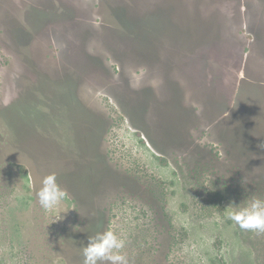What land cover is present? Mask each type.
I'll list each match as a JSON object with an SVG mask.
<instances>
[{
  "label": "rangeland",
  "instance_id": "obj_1",
  "mask_svg": "<svg viewBox=\"0 0 264 264\" xmlns=\"http://www.w3.org/2000/svg\"><path fill=\"white\" fill-rule=\"evenodd\" d=\"M200 1L186 19L206 41L156 60L122 28L146 31L127 2L144 16L150 0H0V264H83L107 230L129 264H264V233L225 211L264 198V0ZM187 21L181 39L197 38ZM169 74L217 80L170 90ZM245 74L261 91L242 105ZM51 173L67 196L45 210Z\"/></svg>",
  "mask_w": 264,
  "mask_h": 264
},
{
  "label": "flooded vegetation",
  "instance_id": "obj_2",
  "mask_svg": "<svg viewBox=\"0 0 264 264\" xmlns=\"http://www.w3.org/2000/svg\"><path fill=\"white\" fill-rule=\"evenodd\" d=\"M120 1L121 0H117V2H120ZM185 1L186 0H150V3H148L146 5L147 9H146V14L144 16L143 15H137L135 12H133V10H132L133 3L127 2L130 4L129 10L135 15V18L137 20H141V23H147V30L146 31L140 30L139 32H132L129 29H127L126 27H122L124 32H126L128 34L130 33L137 40L138 43L136 44V49L139 51H142L143 53H146V55H151L156 60L158 59V56L160 54L164 58V52L162 53L161 49L159 50V47L162 48L163 45H166V44H169V45L175 44V45H171V46H178V49H182V50H184L186 48L188 49L189 47L192 48L193 50H195V48L193 46L196 43L200 42L201 40H205L206 36L209 33V28H207V27L203 28L202 25H200L201 22L195 18H192V17L190 18L191 20L187 21L186 12H185ZM205 1H209V0H205ZM199 2H200V4L202 3V1H200V0H199ZM256 2L258 3V0H256ZM263 3H264V1H263ZM250 5L251 4L248 5L249 14L250 13L253 14L252 12L255 9H252L253 7ZM260 6L263 7L264 5L260 4ZM150 7L152 8L151 12L149 10ZM262 7L260 8V11H262ZM186 21L191 26H193L194 24L198 25V32H197L198 37L197 38L193 39L192 37L187 36V37H185V40L181 39L178 28L179 27L184 28ZM196 21H198V22H196ZM207 23L210 25V33L211 32L215 33V30H216V26L214 25L215 21L213 22L211 20L210 22H207ZM238 34L242 35L243 32L238 33ZM242 37H243V39H245L244 36H242ZM175 39L178 42L175 43L173 41ZM207 40H211V41L216 40L215 35L213 37L212 36L208 37ZM156 54H157V56H156ZM171 58H173V57H170L169 60ZM178 65L180 66V63ZM174 66H170L168 64L167 65L168 69L165 70V68H164L160 72L163 73V76H164L165 72H167V71L168 72L170 71V74H172V71H174V69H175ZM164 77H166V76H164ZM168 77H170V78H167V83H166V85L164 84L163 86H166L170 90H172V82H175V83L178 82L181 86H183L184 89L187 87L186 85H189L190 88L192 86H195L193 80L189 79L188 81H186V79L182 78V77H179V79H176L175 76H171V75ZM216 80H217V77L215 76L212 82L216 83ZM244 80H245V77L241 79V82H243ZM164 82H165V80H164ZM212 82L210 81L209 85H206V83H205V84L200 85V86L206 85V86L212 87L213 86ZM149 87H150L149 85L144 87L141 95H139V97H141L140 100H142L143 94L145 92H148L152 88V87L151 88H149ZM172 94H173V91H172L171 95ZM184 99H186L185 94H184ZM181 101H182L184 107H187V106L189 107L191 105V104H188L187 101H186L187 105L185 104V102L182 99H181ZM168 102H169L168 100L164 102L166 104L165 105L166 107L168 105ZM190 102H193V101L190 100ZM167 108L173 109L172 107H167Z\"/></svg>",
  "mask_w": 264,
  "mask_h": 264
},
{
  "label": "clouds",
  "instance_id": "obj_3",
  "mask_svg": "<svg viewBox=\"0 0 264 264\" xmlns=\"http://www.w3.org/2000/svg\"><path fill=\"white\" fill-rule=\"evenodd\" d=\"M41 183L36 193L39 204L45 210L57 208L67 196L66 190L58 183L57 175L48 174ZM225 211L241 230L264 233V198L253 196L238 205L231 202ZM124 247L125 240L112 230L88 236L86 245L83 244L81 248L83 264H129L127 256L121 254Z\"/></svg>",
  "mask_w": 264,
  "mask_h": 264
},
{
  "label": "trees",
  "instance_id": "obj_4",
  "mask_svg": "<svg viewBox=\"0 0 264 264\" xmlns=\"http://www.w3.org/2000/svg\"><path fill=\"white\" fill-rule=\"evenodd\" d=\"M263 5H264V3H263ZM262 13H264V6L262 7ZM245 50V49H244ZM235 62V61H234ZM233 62L231 63V66H233ZM249 82H250V78H249V76L246 74L245 75V80L243 81V82H240V86H239V88H238V93H237V96H236V103H241L242 104V102H243V104H244V102H246V100H247V98L248 99H251V94L255 91V90H259V91H261L259 88L260 87H256V86H252V87H250V84H249ZM250 90H253V92H251ZM256 93H258V91H255ZM260 94V93H259ZM263 94V93H262ZM253 95V94H252ZM254 96V95H253ZM264 98V97H263ZM238 99H239V101H238ZM242 104V105H243ZM29 105H33V106H35L36 107V105H37V101L35 100V101H33V102H30V104ZM245 108H247V109H249L250 108V106H247V105H245L244 106ZM28 123L30 124V120L28 121Z\"/></svg>",
  "mask_w": 264,
  "mask_h": 264
},
{
  "label": "water",
  "instance_id": "obj_5",
  "mask_svg": "<svg viewBox=\"0 0 264 264\" xmlns=\"http://www.w3.org/2000/svg\"><path fill=\"white\" fill-rule=\"evenodd\" d=\"M220 55V53H219ZM235 80V79H234ZM233 82V80H232ZM238 82V79L236 80V83ZM229 91H230V98H234L237 92V88L233 85H231L230 87H228Z\"/></svg>",
  "mask_w": 264,
  "mask_h": 264
},
{
  "label": "crops",
  "instance_id": "obj_6",
  "mask_svg": "<svg viewBox=\"0 0 264 264\" xmlns=\"http://www.w3.org/2000/svg\"><path fill=\"white\" fill-rule=\"evenodd\" d=\"M195 84V86H197V85H199V84H196V83H194ZM200 86V85H199Z\"/></svg>",
  "mask_w": 264,
  "mask_h": 264
}]
</instances>
